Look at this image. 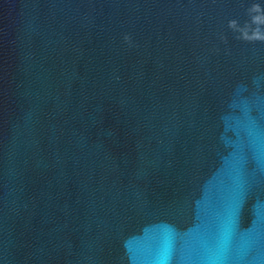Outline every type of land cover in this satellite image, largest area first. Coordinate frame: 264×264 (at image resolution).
<instances>
[{
    "label": "water",
    "instance_id": "obj_1",
    "mask_svg": "<svg viewBox=\"0 0 264 264\" xmlns=\"http://www.w3.org/2000/svg\"><path fill=\"white\" fill-rule=\"evenodd\" d=\"M0 264H264V0H0Z\"/></svg>",
    "mask_w": 264,
    "mask_h": 264
}]
</instances>
